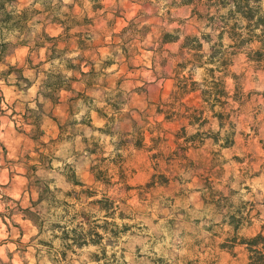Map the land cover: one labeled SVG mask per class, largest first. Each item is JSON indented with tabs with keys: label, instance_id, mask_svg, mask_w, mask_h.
Here are the masks:
<instances>
[{
	"label": "rangeland",
	"instance_id": "obj_1",
	"mask_svg": "<svg viewBox=\"0 0 264 264\" xmlns=\"http://www.w3.org/2000/svg\"><path fill=\"white\" fill-rule=\"evenodd\" d=\"M52 1L42 0L45 4ZM99 1L102 7L97 10L90 0H78L68 7L58 2L54 9L61 19L72 9L78 23L85 15L93 18V25L87 26L92 36L85 51L78 37L51 40L36 30L35 40L49 47L42 56L51 60L37 74L43 95L25 115L13 118L35 141H21L22 150L7 154L0 140V167L27 174L26 190L35 204L32 214L20 210L17 200L4 196L1 213L11 218L6 219L8 226L23 216L31 218L34 227L19 236L17 223L8 230L0 217V264H250L244 247L229 249L221 244L235 234L229 223L233 213L250 217L238 237L253 236L264 224V59H256L258 55L250 54V49L234 56L231 71L244 100L242 104L231 101L236 110L234 144L223 148L208 138L198 148L179 150L180 156L176 155L173 133L180 124L157 116L154 103L167 99L174 89L179 47L185 36L211 32L208 20L196 14L204 8L181 0ZM28 15L32 16V10ZM82 29L76 26L69 33ZM258 47V43L252 46ZM107 61L109 65L103 68ZM92 62L94 72H90ZM79 65L89 73L69 69ZM13 72L11 80L23 77L17 69ZM192 72L201 80L204 69ZM60 74L79 80L56 92ZM227 83L233 94L234 78L228 77ZM78 92L88 98L77 97ZM58 95L62 104L56 108L49 98ZM187 100L200 101L196 94ZM116 107L119 112L114 113ZM54 109L58 116H53ZM12 114L9 110L7 115ZM156 122L168 130L167 134L154 133L163 137L156 150L147 149L154 146L148 130L145 149L121 146L124 135L133 133L136 126L148 129ZM157 152L155 164L151 156ZM118 154L125 161L130 189L124 183L113 184L119 179L112 162ZM41 162L52 169H31ZM66 165L84 187L67 181L63 175ZM94 167L107 170L113 176L111 184L97 180ZM154 173H163L168 181L148 186ZM45 183L56 190L53 196L43 191ZM105 196L116 200L115 215L96 203ZM83 238L88 243L81 246Z\"/></svg>",
	"mask_w": 264,
	"mask_h": 264
},
{
	"label": "trees",
	"instance_id": "obj_2",
	"mask_svg": "<svg viewBox=\"0 0 264 264\" xmlns=\"http://www.w3.org/2000/svg\"><path fill=\"white\" fill-rule=\"evenodd\" d=\"M78 1V0H76ZM94 5V10L101 9L102 5L99 4V0H90ZM264 0H181L182 4L185 5H202L203 11L199 12L198 17L200 19H207V26L210 27L211 32L201 33V35H186L184 40L181 42L179 51L181 53V60L177 62L175 68V83L174 89L170 93L167 99H160L156 106L155 114L157 116H162L167 122H178L180 127L175 130L174 143L177 145L175 154L179 155L180 151H187L190 148H198L201 146L206 139L212 138L216 143H220L221 147H230L235 142V123L232 121L233 114L236 112L233 109V102H239L242 104L244 100L241 101L242 91L237 79L236 74L231 71L233 65L234 56L243 51L244 49H250L251 53H256L258 57L256 59H264ZM17 0H0V14L2 18L0 19L3 24H6L10 28L22 26V23L30 18L28 15V10L17 12V9L13 8L11 10L7 9V4L13 6ZM99 4V5H98ZM71 8V7H70ZM34 10H32V14ZM64 19L57 18V20L64 26V36L66 40L78 37L77 41L81 50L85 51L89 46L87 41L91 40V31L89 27L93 25V18L85 15L82 23L76 22L77 17L72 9L70 13L63 14ZM76 26L82 27L84 31L78 33L70 34L72 29ZM58 38H50L51 40H58ZM82 38V39H80ZM215 38V39H214ZM179 39V37H175ZM228 39L230 43H226L225 40ZM174 39H168L166 42ZM205 43L209 44V48L205 49ZM258 43L259 47L255 50L252 46ZM85 44V45H84ZM68 51V49H66ZM184 54V55H183ZM183 55V56H182ZM92 68L90 72H94V62L90 63ZM109 65L108 61L104 67ZM202 68L204 69V74L201 80H196L193 76V70ZM70 70L76 69L80 74L86 75V72L82 66L69 67ZM187 71V72H186ZM232 77L235 80V91L229 89L227 83V78ZM59 83L55 86L56 92H58L63 87L71 86V83L78 81L76 76L65 78L63 75H57ZM77 97H83L87 99L86 95L82 92L77 93ZM196 94L199 96V103L192 104L187 98ZM58 96L53 98L56 100ZM75 98H72V101ZM190 100V99H189ZM111 105V104H110ZM91 108V107H90ZM97 110V109H96ZM115 112L118 111V107L115 108ZM105 118L111 121V118L107 114H103ZM149 123V121H147ZM216 127V129H215ZM193 128L194 133H189V129ZM147 130L150 132L152 142L154 146H149L147 149L149 151L156 150L158 148L159 141H163V137L160 138V134L154 135L156 131H160L161 134H167L168 130L164 129L160 122H156L152 125V128H146L145 126H136L133 133H127L124 142L121 146L133 144L137 149L146 148L145 139ZM170 132V131H169ZM132 137L129 138L128 136ZM159 153H153L151 160L153 163L159 159ZM118 160L112 161L118 170L117 176L119 179L115 183H124L127 189H130L128 179L126 176V169L124 168V159L122 155L118 154ZM180 156V155H179ZM183 156V155H181ZM52 169V165H46L43 162L40 164L33 165L31 169ZM97 169L96 179L102 181L103 183L111 184V178L113 176H108L107 170L102 171L98 169L99 167H94ZM66 171L63 175L66 177L67 181L73 185H79L84 187L85 184L76 179V174L71 166L66 165ZM155 177H160V181H156ZM168 177L163 173L152 175L148 186H152L156 183H166ZM43 191L47 196H53L55 189H51L48 184L45 183ZM86 193L87 191L83 190ZM91 195H94L89 191ZM100 204L102 210L111 212L115 215L116 210L119 208L116 204V200L103 197L96 201ZM65 206L69 207L68 203H63ZM34 202L31 200V205L28 208H22L19 206L20 210L28 211L34 214L31 208H34ZM233 213L230 215L229 223L235 231V234L231 239H227V243L221 244L222 247L229 249H234L237 246H242L248 253V259L250 264H264V224L261 230L250 237H238L237 232L244 225V221H249L250 217H242V215ZM32 220L31 218H29ZM88 243L87 238H83L79 245H84ZM228 244V245H226Z\"/></svg>",
	"mask_w": 264,
	"mask_h": 264
},
{
	"label": "crops",
	"instance_id": "obj_3",
	"mask_svg": "<svg viewBox=\"0 0 264 264\" xmlns=\"http://www.w3.org/2000/svg\"><path fill=\"white\" fill-rule=\"evenodd\" d=\"M75 1L53 0L45 4L42 0H17L13 6L7 4L8 10L15 8L19 13L28 9L34 10L32 16L24 21L22 26L10 28L0 20V76L4 77L0 79L2 80L0 84V94L2 95L0 110L1 112L4 110V114H0V140H2L3 148L7 154L22 150L21 141H35L29 136L28 131L19 129L22 127H19V123L13 118L17 115H25L32 104L40 102L41 95H43L40 91L37 74L40 73L39 68L43 63L51 60L47 56L46 58L42 56L47 49L49 50V47L45 43L42 44L39 40H35L36 30H40L42 35L46 37H62L64 26L57 20L60 17L57 16L54 9L58 2L62 5L65 3L64 5L68 7V5H73ZM34 53H36L35 56ZM15 69L21 72L23 77L11 80ZM26 74H33L34 78L32 79ZM21 81L26 82L24 87L20 85ZM44 97L47 98V96ZM49 99L56 108L62 104L59 95L56 100ZM9 110L13 113L12 116L7 115ZM53 111V116H58L56 110ZM53 120L57 121L58 119ZM27 183L28 177L25 172L0 167V199L5 196L17 200L16 203L24 209L30 207L29 203H31L32 197L30 192L26 190ZM26 193L28 194V203L24 204ZM1 212L0 209L1 220L8 230L12 227V223H17L16 228L19 229V236H24L26 229L34 227L32 221L23 216H21L20 221L12 219L13 221L8 226L6 219L9 221L11 218L8 219ZM4 245L8 244L5 243Z\"/></svg>",
	"mask_w": 264,
	"mask_h": 264
}]
</instances>
